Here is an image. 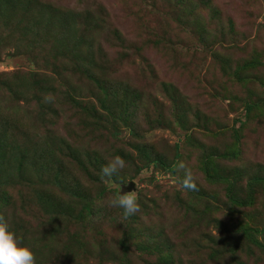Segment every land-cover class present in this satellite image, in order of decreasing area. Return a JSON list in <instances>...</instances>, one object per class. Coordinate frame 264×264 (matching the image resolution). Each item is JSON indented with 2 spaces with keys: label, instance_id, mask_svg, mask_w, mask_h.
I'll return each mask as SVG.
<instances>
[{
  "label": "rangeland",
  "instance_id": "rangeland-1",
  "mask_svg": "<svg viewBox=\"0 0 264 264\" xmlns=\"http://www.w3.org/2000/svg\"><path fill=\"white\" fill-rule=\"evenodd\" d=\"M33 1L47 11L79 12L81 33L89 26L97 34L78 45L60 28L62 16L45 20L28 9L29 0L0 9V107L9 110L2 114L30 133L38 120L43 137L39 155L29 156V186H0V212L11 229L22 228L37 264H264V247L239 231L264 227L263 189L255 186L252 206L234 209L228 182L201 169L214 155V174L220 166L237 187L264 175V102L248 116L245 108L264 96V0ZM250 60L256 64L237 80L233 70ZM84 69L99 81L83 77ZM37 72L47 76L36 80ZM165 82L177 95L166 94ZM7 86L20 92L19 101ZM120 104L132 114L128 126H114L105 114L119 117ZM177 108L186 111L183 123ZM4 123L0 118V130ZM117 155L125 168L102 178L101 168ZM147 155L177 162L175 170L147 165ZM58 166L70 186L80 184L78 198L43 183ZM188 172L198 189L183 185ZM130 181L140 211L122 220L108 202ZM46 192L75 212L94 201L93 211L84 221L65 209L48 212L37 196ZM258 236L264 243V229Z\"/></svg>",
  "mask_w": 264,
  "mask_h": 264
},
{
  "label": "trees",
  "instance_id": "trees-1",
  "mask_svg": "<svg viewBox=\"0 0 264 264\" xmlns=\"http://www.w3.org/2000/svg\"><path fill=\"white\" fill-rule=\"evenodd\" d=\"M30 2L27 3L26 6H28V9H36V11L41 12V17L45 20L49 19V21H57V17L62 16L63 19H60V28L67 34L70 35V40L71 39H80L78 45H83L84 43L87 42V40L93 39L97 37V34L93 35L94 30L92 28L84 27V32L83 34L81 33L82 27H83V22L79 20V17H81V14L76 11L72 10H65L63 12L59 10H53L47 9L45 7L43 8H38L35 6V1L29 0ZM0 9L2 12L6 11V7L10 4L15 3V0H0ZM81 27V28H80ZM29 29L31 27L28 26ZM80 28V29H79ZM123 42V41H122ZM214 54H216L215 51H213ZM228 67L229 63H224ZM256 64L255 60H250L245 62L243 65L238 64L236 68L233 70V74L236 75V79L238 80V77L242 75V70L244 67L247 66H253ZM87 79H92L96 82H98V78L95 75H92L89 70L84 69L82 73ZM47 76V74H42L38 73L35 75V79L38 80L40 76ZM244 81H252V76L250 75H245L241 77ZM101 86V84H99ZM166 94L169 96L171 93L173 95H177L179 89L174 87L173 85H170L165 82L163 86ZM5 91L7 90L10 94V97L12 100L19 101L20 98L22 97L20 92L17 89L12 88L11 86H7L4 88ZM106 95V94H105ZM107 102L111 103V99L106 98ZM264 102V96L260 101H250L247 102L245 105L246 108V116H248L252 110H254L257 106L260 107L261 104ZM0 105H1V99H0ZM120 110L122 111V114L118 117L116 116L115 112H112L110 114V111L106 110L105 114L109 116L110 120L112 119L113 125L115 126L117 123H123L126 126L129 125L131 119H132V114L126 112V104H120L118 106ZM108 109V108H107ZM179 111V120L181 121L180 123H183V116L185 115L186 111H182V109L177 108ZM0 118L3 117V121L5 122L3 124V129L0 130V186H4V189L16 185L18 187H21V185H27V179L25 177V173L28 170L29 166V156L36 158L39 155V146L41 145V142L43 140V137H41V134L38 131V120L32 123V128L35 130L32 133H30L28 130L25 129L24 126H22V122L18 119H15L13 124H11L5 117L11 113H5L2 114L4 111H9L8 109H4L0 107ZM43 113V112H42ZM13 115V114H12ZM14 116V115H13ZM16 117V116H14ZM161 125H166V122H160ZM239 128L238 126L234 125L232 128L233 134L236 136V141L240 142L239 139ZM188 135V134H187ZM19 137V138H18ZM189 137V135H188ZM235 141V142H236ZM66 142V139L64 143ZM142 155L145 154L144 148H141ZM28 150V151H27ZM51 158H54L55 153L49 154ZM74 155V152H73ZM224 157H229L232 156L231 154L229 155L228 152L222 154ZM213 156L214 155H209L208 157H205L202 160V171L206 178H218L221 181H226L228 182V186L226 188V194L230 198L234 209L235 207L239 206L242 208L250 207L255 203V186L260 185L261 188L264 191V175H250L249 177L247 176V182L246 186L242 189L245 192V196H241L238 193V187H237V182L230 179L229 175H226L224 172V169H222L220 166L215 167V170L218 172L219 175H215L214 172L212 171V163L214 164L213 161ZM239 156V153H237L235 156L232 157H237ZM78 160V159H77ZM145 160L147 161V165H150V163H153L154 165H162L163 167H167L168 170L174 171L175 166L177 165V162H168V160H164V158L157 156H146ZM80 163H83L82 160H78ZM212 162V163H211ZM145 167V166H143ZM221 171V172H220ZM184 176V175H183ZM186 177H184L185 179ZM209 178V179H210ZM180 180L182 181V177H180ZM31 183V181H30ZM43 183H46L47 185H53L58 186L57 188L59 189V186H65L66 191L69 189V192L73 198H78L80 195V184L75 181L72 186L68 184L67 179H65V176H63L61 166L56 167L53 169L50 177L46 179ZM184 185V182H183ZM29 186V185H27ZM45 186V187H46ZM24 187V186H22ZM44 187V188H45ZM52 187V186H51ZM198 189V188H195ZM42 192V191H41ZM37 196L40 200V203L42 204L43 208L47 207L48 212H61L63 209H65V212L72 213L71 215L75 217V219L84 221L87 220L88 217L91 215L93 211V205L94 201H85L81 205L80 208H78L75 212L74 208L75 206L72 204L65 203L61 196L59 195V198L56 197L55 194L52 192H46V194L43 196V193H37ZM8 200V199H7ZM10 203V200L8 201ZM0 214H3L5 219L7 220V216L3 213L0 212ZM45 226V225H44ZM44 226H41L42 228ZM11 229V228H10ZM263 228H255L252 227L251 225H240L239 231L242 232L243 236L248 239L251 243L257 245V246H262L264 247V243L261 241L260 237L258 234L263 232ZM15 231L17 236L23 238V233H22V228L16 227L14 229H11ZM53 233V232H51Z\"/></svg>",
  "mask_w": 264,
  "mask_h": 264
},
{
  "label": "clouds",
  "instance_id": "clouds-1",
  "mask_svg": "<svg viewBox=\"0 0 264 264\" xmlns=\"http://www.w3.org/2000/svg\"><path fill=\"white\" fill-rule=\"evenodd\" d=\"M53 102L51 96L45 97V103ZM126 166L124 158L113 157L101 168V177L117 175ZM195 178L191 172L186 173L184 186L195 188ZM110 208L122 210V220H127L140 211L138 197L131 191L121 192L108 202ZM122 222V221H121ZM0 264H37L36 256L31 248L22 243V237L17 236L3 214H0Z\"/></svg>",
  "mask_w": 264,
  "mask_h": 264
},
{
  "label": "water",
  "instance_id": "water-1",
  "mask_svg": "<svg viewBox=\"0 0 264 264\" xmlns=\"http://www.w3.org/2000/svg\"><path fill=\"white\" fill-rule=\"evenodd\" d=\"M136 188V184L134 181H130L127 185L122 187L123 192L132 191Z\"/></svg>",
  "mask_w": 264,
  "mask_h": 264
}]
</instances>
